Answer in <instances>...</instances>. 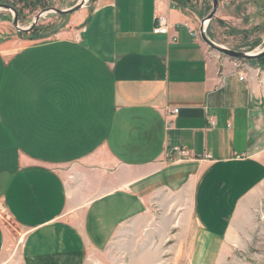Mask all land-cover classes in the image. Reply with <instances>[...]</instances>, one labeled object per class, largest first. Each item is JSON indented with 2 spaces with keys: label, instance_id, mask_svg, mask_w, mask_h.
I'll return each instance as SVG.
<instances>
[{
  "label": "crops",
  "instance_id": "crops-1",
  "mask_svg": "<svg viewBox=\"0 0 264 264\" xmlns=\"http://www.w3.org/2000/svg\"><path fill=\"white\" fill-rule=\"evenodd\" d=\"M188 7L95 0L54 39L0 46V213L23 264H155L145 227L168 196L198 231L191 264L219 263L264 184V65L211 50ZM237 15L259 27L264 0H224L214 19ZM10 242L0 220V260Z\"/></svg>",
  "mask_w": 264,
  "mask_h": 264
},
{
  "label": "rangeland",
  "instance_id": "rangeland-1",
  "mask_svg": "<svg viewBox=\"0 0 264 264\" xmlns=\"http://www.w3.org/2000/svg\"><path fill=\"white\" fill-rule=\"evenodd\" d=\"M80 1L46 0L45 4L65 10ZM223 1L220 0V2ZM187 6L189 9H193L191 11L198 10L207 16L212 10V1L191 0ZM10 17L9 12L0 10V46L9 43L15 48L33 41L54 39L61 31L71 29L70 24L74 15L60 16L56 13H48L39 25V33L36 35L38 38L34 37L36 40H29L28 36H21L8 24L7 19ZM202 18L199 17V20ZM237 18L238 21L232 22L235 24L234 26L231 23H222L214 19L209 29L210 37L216 43L232 47L234 50L253 54L261 52L264 49V32L260 31L262 26L250 27L248 30L240 29L241 25L244 26L246 22L250 23L249 17L244 21L239 20V15ZM29 20L30 17L26 18L21 22V26L26 27ZM197 25L199 24L197 23ZM260 60H253L245 64L264 65V60ZM184 207L185 205L177 196L158 198L152 205L150 221H147L145 228L147 233L151 231L152 234L147 235L152 237L153 241L151 244L148 241L149 243L146 242L144 245L147 244V248L150 247L157 254L156 259H153L155 264H191L198 231ZM240 214L241 216L233 222L230 240L224 245V251L220 253L217 264H264V184L241 206ZM0 220L11 233V242L0 260V264H23L21 257L23 230H20L4 211L0 213ZM143 239L141 243H143ZM112 254V257L105 260V264H113L114 260H118L116 264H127L129 261V255L124 252ZM89 264H101V262L93 260Z\"/></svg>",
  "mask_w": 264,
  "mask_h": 264
},
{
  "label": "flooded vegetation",
  "instance_id": "flooded-vegetation-1",
  "mask_svg": "<svg viewBox=\"0 0 264 264\" xmlns=\"http://www.w3.org/2000/svg\"><path fill=\"white\" fill-rule=\"evenodd\" d=\"M45 3L46 0H0V6L10 7V8H0V10L9 12L11 14V17L7 19L8 24L16 31H18V33L21 36H28L29 40H36L34 39V37L36 38L37 37L36 35L39 33V25L42 19L44 18L45 15H48V13L49 14L52 13V11H50L52 8H56L49 6ZM29 17L30 20L28 25L26 27H22L21 22ZM260 26H262V29L260 28L261 29L260 31L264 32V23L261 24ZM16 27L22 30H29V31L27 32L20 31ZM23 39L26 38L23 37Z\"/></svg>",
  "mask_w": 264,
  "mask_h": 264
},
{
  "label": "water",
  "instance_id": "water-1",
  "mask_svg": "<svg viewBox=\"0 0 264 264\" xmlns=\"http://www.w3.org/2000/svg\"><path fill=\"white\" fill-rule=\"evenodd\" d=\"M94 1L95 0H81L77 5H75L74 7L70 8V9L61 10V9H57V8H52L50 11H52V13H56L60 16L72 15V14L86 8L90 2H94ZM211 1H212V10L207 16H205L201 19V23H200L199 33H200V38H201L202 42L204 44H206L214 52L221 54V55H223L229 59L235 60V61L250 62L253 60H260V59L264 58V49L261 52H258L255 54L243 52V51H238V50H234V49H230V48H227L225 46H222L210 38V36L208 35V27H209L211 21L215 18L216 14L218 13L219 8H220V0H211ZM0 8H10V7L0 6ZM16 28L20 31H25V32L29 31V30L19 29L18 27H16Z\"/></svg>",
  "mask_w": 264,
  "mask_h": 264
},
{
  "label": "built area",
  "instance_id": "built-area-1",
  "mask_svg": "<svg viewBox=\"0 0 264 264\" xmlns=\"http://www.w3.org/2000/svg\"><path fill=\"white\" fill-rule=\"evenodd\" d=\"M168 28H169V24L165 18H163V17L157 18V26H156V29L154 31L155 33H157V34L158 33H165L168 31ZM194 35L197 36L196 33H194ZM241 80H244V75L241 76ZM176 113H178V110L173 111V114H176ZM210 122H211V125L214 126V124H215L214 121L211 120ZM175 152L179 153L181 156H184V157L188 156L187 150H185L183 148H176L173 150V153H175Z\"/></svg>",
  "mask_w": 264,
  "mask_h": 264
},
{
  "label": "trees",
  "instance_id": "trees-1",
  "mask_svg": "<svg viewBox=\"0 0 264 264\" xmlns=\"http://www.w3.org/2000/svg\"><path fill=\"white\" fill-rule=\"evenodd\" d=\"M172 3H174V5L176 7H186L188 5V3L191 2V0H171ZM264 59H261L260 61H262Z\"/></svg>",
  "mask_w": 264,
  "mask_h": 264
}]
</instances>
